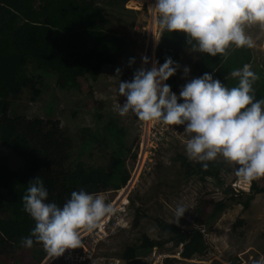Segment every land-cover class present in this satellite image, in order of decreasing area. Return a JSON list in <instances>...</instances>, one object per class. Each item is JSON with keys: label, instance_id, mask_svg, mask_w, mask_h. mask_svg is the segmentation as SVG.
<instances>
[{"label": "trees", "instance_id": "16d2710c", "mask_svg": "<svg viewBox=\"0 0 264 264\" xmlns=\"http://www.w3.org/2000/svg\"><path fill=\"white\" fill-rule=\"evenodd\" d=\"M129 1L0 0V264H20L23 249L30 251L33 264H42L48 256L40 243L34 241L31 248L21 243L35 227V221L24 211L22 197L29 181L36 176L43 180L48 191L46 202L58 206H63L73 191L83 189L98 195L120 191L131 178L127 161L137 158V152L133 154L128 131L116 119L108 118L103 123V115L99 114V127L82 128L77 146L60 120L30 118L19 113L16 104L26 92L30 102L40 99L42 92L37 77L53 74L63 90H80L86 82L98 81L106 68L118 66L133 51L135 42L122 35L125 26L121 27L111 18L122 20L117 12L124 10ZM151 1L154 10L156 0ZM150 33L153 41L149 44L159 65L166 58L178 65L184 51L197 48L196 42L188 44L181 32L164 29L159 43L157 29ZM245 64L259 77L253 84L256 100L264 99V62H258L252 48L233 45L227 58L204 53L194 63L192 79L209 73L226 87H236L239 78H233L230 73ZM166 84L173 93H180L177 71ZM6 152L20 158V169L11 166ZM97 158L106 159L107 163L97 165ZM217 162H211L210 173L221 185L220 176L225 168ZM184 164L190 171L195 169L190 162ZM135 177L131 186L135 184ZM226 193L232 194V202L242 204L247 210L255 196L264 193V187L252 181L248 193L236 194L232 188ZM211 203L213 221L228 204L224 200ZM173 239L177 248L182 245L181 259L168 257L164 264L187 263L209 252L198 226L188 230L175 227L174 236L163 245ZM153 251V246L128 250L122 258L132 263ZM52 264L63 262L58 259Z\"/></svg>", "mask_w": 264, "mask_h": 264}, {"label": "rangeland", "instance_id": "374dc122", "mask_svg": "<svg viewBox=\"0 0 264 264\" xmlns=\"http://www.w3.org/2000/svg\"><path fill=\"white\" fill-rule=\"evenodd\" d=\"M152 10L151 0H130L124 10L117 12L122 20L111 18L121 27L125 26L122 35L133 40L135 46L118 66L106 68L98 81L86 82L80 90L66 91L58 86L57 78L53 74L37 77L42 92L40 99L30 102L29 93L26 92L17 100V110L30 118L60 120L62 126L75 139L77 146L80 144L79 132L82 128L99 127V114L103 115V123L111 118L126 127L128 143L132 146L133 154L137 152V158L127 161L131 178L122 190L99 194L116 211L104 219L101 227L91 233L82 234V243L95 257L105 261H117L118 264H164V259L168 257L181 259L179 252L182 245L177 248L174 239L163 244L174 236L175 227L188 230L198 226L204 233L209 252L187 263L182 261L174 264H231L232 261L255 264V261L264 256V193L256 195L249 209L245 210L242 204L230 200L231 193H226L229 188L236 194L250 192L252 182L248 183L235 174L238 166L227 164L223 158H218V162L224 164L225 168L220 176V185L219 179L210 173L211 162H208L209 167L205 170L202 162L188 159L185 144L190 137L184 132L185 126L142 122L131 111L125 116L119 114V108L126 100V97L119 95L120 81L131 82L137 70H151L157 62L149 44L153 41L150 31L157 29L159 43L164 29L159 26L158 13L155 9L153 12ZM246 31L255 41V47L252 48L255 58L263 63L264 29L257 25ZM203 54L198 48L183 52L177 69L180 91L191 81L194 63ZM147 56L148 63L144 64L143 58ZM156 65L160 66L158 63ZM184 67L190 69L186 77ZM117 68L121 70L119 75L116 73ZM179 94H176L178 103H183ZM150 123L154 125L153 128L149 126ZM148 130L155 132L156 139L151 134L147 143L150 132ZM6 153L11 166L15 170L20 169V158L10 152ZM85 160L90 161L87 157ZM185 161L192 163L195 169L190 171L185 166ZM95 163L106 164L107 160L97 158ZM134 177L136 181L131 186ZM255 181L259 187H264V178ZM222 200L227 202V208L211 221V202ZM178 205H183L187 210L179 222L174 215ZM112 226H115V231H112ZM85 234L88 235L84 236ZM106 235L108 236L105 237ZM149 246H153L154 251L148 257L132 263L122 258L125 251H138ZM22 251L23 260L20 264H33L28 253L30 251Z\"/></svg>", "mask_w": 264, "mask_h": 264}, {"label": "clouds", "instance_id": "9594fccd", "mask_svg": "<svg viewBox=\"0 0 264 264\" xmlns=\"http://www.w3.org/2000/svg\"><path fill=\"white\" fill-rule=\"evenodd\" d=\"M154 9L161 29L185 34L188 44L195 41L199 52L212 57L227 58L233 45L255 47L246 30L257 25L264 29V0H156ZM143 62L147 64L148 58ZM157 63L151 70H137L131 82L120 81L119 95L126 100L119 114L131 111L142 122L185 126L190 137L186 155L191 161L202 162L205 170L208 162L223 158L238 166L236 176L248 183L264 178V99L255 98L253 84L259 77L250 66L245 64L230 73L239 78L238 86L232 88L209 73L192 79L182 87L179 96L183 103H178L177 95L164 82L179 65L171 58L159 67ZM120 71L116 69L117 75ZM183 72L186 77L190 69L184 67ZM47 198L43 180L39 176L30 180L22 200L35 227L21 243L28 248L34 241L42 244L50 258L82 248V234L98 229L101 221L116 211L102 196L83 189L73 191L63 206L48 203ZM186 211L183 205L176 207L177 222ZM255 264H264V256Z\"/></svg>", "mask_w": 264, "mask_h": 264}, {"label": "built area", "instance_id": "2783aa9c", "mask_svg": "<svg viewBox=\"0 0 264 264\" xmlns=\"http://www.w3.org/2000/svg\"><path fill=\"white\" fill-rule=\"evenodd\" d=\"M150 49V47H149ZM149 56V54H148ZM147 56V58H148ZM152 58H151V62H152ZM146 70V68H145ZM155 124H158L157 122H152ZM149 126H152V124L150 123ZM154 126V125H153ZM152 126V128H153ZM150 131L148 134V140L147 143L150 141L151 139V134H152V138L156 139V135L155 132L153 133L152 130H148ZM110 220H107L106 222H109ZM105 222V224H106ZM104 224V226H105ZM101 227V226H99ZM112 231H115V226L111 227ZM203 233V232H202ZM105 234V233H104ZM115 234V232H114ZM204 234V233H203ZM88 234H85L84 236H86ZM108 235H106L105 237H107ZM84 239V237L82 238ZM58 259H61L63 264H118V262L116 261H105L103 258L100 257H95V255L93 254V252H91L90 249L87 248V246L85 244L82 243V248H78L75 250H67L65 252V254L61 257L58 258H50L49 256H47V258L45 259V262L43 264H52L53 262L57 261ZM231 264H240L239 262H231Z\"/></svg>", "mask_w": 264, "mask_h": 264}, {"label": "bare ground", "instance_id": "6f19581e", "mask_svg": "<svg viewBox=\"0 0 264 264\" xmlns=\"http://www.w3.org/2000/svg\"><path fill=\"white\" fill-rule=\"evenodd\" d=\"M104 219H105V218H104ZM104 219L101 221V223H103ZM101 223H100V224H101Z\"/></svg>", "mask_w": 264, "mask_h": 264}, {"label": "crops", "instance_id": "0c3cea01", "mask_svg": "<svg viewBox=\"0 0 264 264\" xmlns=\"http://www.w3.org/2000/svg\"><path fill=\"white\" fill-rule=\"evenodd\" d=\"M179 81V80H178Z\"/></svg>", "mask_w": 264, "mask_h": 264}]
</instances>
